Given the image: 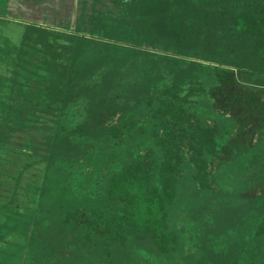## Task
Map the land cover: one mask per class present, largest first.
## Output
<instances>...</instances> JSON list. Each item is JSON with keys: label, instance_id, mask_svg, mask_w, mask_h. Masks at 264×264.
<instances>
[{"label": "trees", "instance_id": "trees-1", "mask_svg": "<svg viewBox=\"0 0 264 264\" xmlns=\"http://www.w3.org/2000/svg\"><path fill=\"white\" fill-rule=\"evenodd\" d=\"M112 4L0 16V264H264V0Z\"/></svg>", "mask_w": 264, "mask_h": 264}, {"label": "rangeland", "instance_id": "rangeland-1", "mask_svg": "<svg viewBox=\"0 0 264 264\" xmlns=\"http://www.w3.org/2000/svg\"><path fill=\"white\" fill-rule=\"evenodd\" d=\"M93 6L103 10L114 9L112 0H0V16L17 22L32 21L56 28L75 30L78 27L82 29L87 26L88 23L83 20L92 13ZM17 24L12 21L0 22V56L8 55L16 46L11 32L15 27H18ZM25 57L28 58V55ZM34 57L36 56L33 54L32 58ZM37 70L40 72L37 76L27 74L32 78L30 80L21 77V75H18L17 78L35 86L36 82L40 80L39 75L46 74L43 70ZM27 150H29L28 147ZM29 160L30 157L25 152L19 153L0 148V180L13 182L12 177L17 173V170H20ZM37 181L38 179L36 184ZM3 186L7 187L8 185L5 183ZM6 221L8 220L6 219ZM7 223L3 222V224ZM12 224L9 222V226ZM2 230L4 229L0 227V234Z\"/></svg>", "mask_w": 264, "mask_h": 264}]
</instances>
